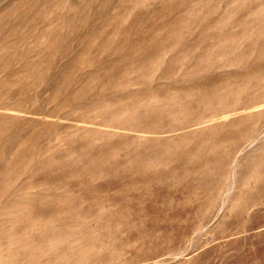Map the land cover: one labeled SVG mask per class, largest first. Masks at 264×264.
<instances>
[{"label": "rangeland", "instance_id": "obj_1", "mask_svg": "<svg viewBox=\"0 0 264 264\" xmlns=\"http://www.w3.org/2000/svg\"><path fill=\"white\" fill-rule=\"evenodd\" d=\"M0 264H264V0H0Z\"/></svg>", "mask_w": 264, "mask_h": 264}, {"label": "bare ground", "instance_id": "obj_2", "mask_svg": "<svg viewBox=\"0 0 264 264\" xmlns=\"http://www.w3.org/2000/svg\"><path fill=\"white\" fill-rule=\"evenodd\" d=\"M44 232V231H43Z\"/></svg>", "mask_w": 264, "mask_h": 264}]
</instances>
